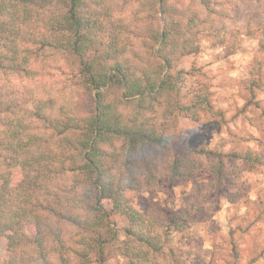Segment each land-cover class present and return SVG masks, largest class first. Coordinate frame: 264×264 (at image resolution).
<instances>
[{
	"label": "trees",
	"instance_id": "trees-1",
	"mask_svg": "<svg viewBox=\"0 0 264 264\" xmlns=\"http://www.w3.org/2000/svg\"><path fill=\"white\" fill-rule=\"evenodd\" d=\"M218 7L217 0H0L2 264H103L108 247L124 264H182L166 243L185 235L184 221L139 212L133 197L207 167L219 184L223 157L260 164L251 151L174 147L176 119L198 122L211 104L208 93L182 104L187 72L171 71L201 40L220 42ZM114 215L125 221L123 240Z\"/></svg>",
	"mask_w": 264,
	"mask_h": 264
},
{
	"label": "rangeland",
	"instance_id": "rangeland-1",
	"mask_svg": "<svg viewBox=\"0 0 264 264\" xmlns=\"http://www.w3.org/2000/svg\"><path fill=\"white\" fill-rule=\"evenodd\" d=\"M217 1L225 14L220 42L201 40L198 52L181 58L171 71L187 72L181 103L190 104L194 93H208L211 112L198 122L179 116L174 147L204 145L225 155L251 151L260 164L245 167L223 157L226 175L219 184L207 167L190 179L141 189L133 206L184 221L185 235L172 233L166 243L181 255L182 264H264V0ZM110 220L123 240L124 219L114 215ZM105 254L103 264H124L113 248ZM5 257L1 239L0 264Z\"/></svg>",
	"mask_w": 264,
	"mask_h": 264
},
{
	"label": "clouds",
	"instance_id": "clouds-1",
	"mask_svg": "<svg viewBox=\"0 0 264 264\" xmlns=\"http://www.w3.org/2000/svg\"><path fill=\"white\" fill-rule=\"evenodd\" d=\"M212 146V142L211 141H209V147H211Z\"/></svg>",
	"mask_w": 264,
	"mask_h": 264
}]
</instances>
